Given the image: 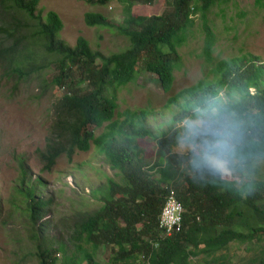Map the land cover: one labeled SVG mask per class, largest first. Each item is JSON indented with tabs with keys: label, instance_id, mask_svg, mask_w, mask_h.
<instances>
[{
	"label": "trees",
	"instance_id": "obj_1",
	"mask_svg": "<svg viewBox=\"0 0 264 264\" xmlns=\"http://www.w3.org/2000/svg\"><path fill=\"white\" fill-rule=\"evenodd\" d=\"M78 1L121 5L123 20L119 24L96 12L86 13L84 20L89 27L115 30L127 38L128 48L104 55L94 51L82 36L71 47L60 37L63 25L58 14L50 11L43 18L38 11L40 0H0V71L16 81H28L54 67L56 76L52 81L44 80L42 87L65 90L55 104L57 119L41 151L45 168L50 170L62 155L70 158L76 151L87 152L93 146L123 179L121 184L110 180L101 196L103 207L76 223V238L90 245L91 252L78 247L81 256L63 257L58 262V251L64 252V245H46L40 234L51 200L41 198V179L28 183L27 165L21 160L23 175L18 191L25 198L33 226L38 227L33 233L38 240V264H96L93 254L103 243L116 249L110 264H133L139 256L149 264H192L201 255L206 264H233L219 253L232 243L264 241V183L249 179L255 168L251 172L235 169L241 178L249 179L241 188L218 178H201L186 164L190 154L179 152L183 128H175L195 108L209 102L222 104L236 114L245 132L247 140L241 151L250 158L264 159V63L258 64L259 58L250 55L213 63L216 36L208 13L233 0H166L169 9L153 16L136 15L133 9L137 4L152 5L155 0ZM254 4L264 8V0H254ZM197 13L205 33L202 57L213 81H199L168 98L165 107L178 106L183 115L171 119L166 132L152 133L145 128L144 111L118 115L112 89L135 82L143 71L156 77L164 93L171 90L175 71L182 66L179 47L188 41ZM224 88L230 91L227 96L231 101L218 98ZM101 127L102 133L95 136L94 130ZM140 139L155 144L157 161L145 162ZM166 187L176 191L185 209L182 230L171 237L164 236L158 220L168 194ZM252 220L257 226L251 225ZM249 264H264V247Z\"/></svg>",
	"mask_w": 264,
	"mask_h": 264
},
{
	"label": "rangeland",
	"instance_id": "obj_2",
	"mask_svg": "<svg viewBox=\"0 0 264 264\" xmlns=\"http://www.w3.org/2000/svg\"><path fill=\"white\" fill-rule=\"evenodd\" d=\"M168 9L166 0H155L152 5L137 4L133 11L136 15L153 16L162 15ZM38 11L43 18L50 11L58 14L63 25L60 37L71 47L76 46L81 36L88 40L94 51L104 55L121 52L129 46L127 38L115 30L89 27L84 20L86 13L96 12L104 14L114 24L121 23L122 7L116 2L100 6L78 0H40ZM194 19L195 26L189 33L188 41L179 47L182 66L175 71L171 90L164 93L156 77L143 71L135 82L112 89L118 115L127 111L137 114L144 111L147 114L145 128L152 133L157 130L166 132L169 128L167 123L183 115L178 106L165 107L168 98L195 86L199 81H213L210 68L202 57L205 33L201 14L197 13ZM208 22L216 36L213 63L246 55L259 58L260 65L264 63V8L255 7L254 0H233L229 4L215 6L208 13ZM56 74V69L52 67L41 77L16 81L0 71V264H38L39 261L36 255L38 240L33 235L38 227L33 226L25 198L18 191L23 175L21 160L27 165L28 183L41 179V198L51 200L40 226V234L46 245L54 248L64 245V252L58 251V262L63 261V257L81 256L78 247L91 252L90 245L76 238V223L85 214L103 207L101 196L110 180L116 184H121L123 180L121 173L110 169L103 154L93 146L87 152L76 151L70 158L62 155L50 170L45 168L41 151L46 148L50 130L57 119L55 104L65 90L43 88L42 85L44 80L52 81ZM228 93L230 91L224 88L218 98L231 101ZM234 97L238 98L237 95ZM193 114L194 111H191L186 118ZM182 122L175 128H182ZM103 127L94 130L95 136L102 133ZM155 135L161 136L160 133ZM138 143L145 162L152 164L157 161V149L153 142L140 139ZM254 168L256 173L249 179L264 183V167ZM237 176L240 178L237 183L239 188L249 181ZM251 225L257 226L255 220L251 221ZM241 231L247 230L241 228ZM263 247L264 241H254L249 245L232 243L227 251L219 255H225L233 264H249ZM115 252L116 249L103 243L95 250L93 259L96 264H110ZM204 259L205 256L201 255L193 259L192 264H206ZM133 264L149 263L144 256H139Z\"/></svg>",
	"mask_w": 264,
	"mask_h": 264
},
{
	"label": "clouds",
	"instance_id": "obj_3",
	"mask_svg": "<svg viewBox=\"0 0 264 264\" xmlns=\"http://www.w3.org/2000/svg\"><path fill=\"white\" fill-rule=\"evenodd\" d=\"M182 128L178 149L190 154L186 164L201 178L210 176L224 184H237L236 168L251 172L254 167H264V159L250 158L241 151L247 140L245 132L236 114L222 104L209 102L195 108L193 117L183 120Z\"/></svg>",
	"mask_w": 264,
	"mask_h": 264
},
{
	"label": "built area",
	"instance_id": "obj_4",
	"mask_svg": "<svg viewBox=\"0 0 264 264\" xmlns=\"http://www.w3.org/2000/svg\"><path fill=\"white\" fill-rule=\"evenodd\" d=\"M168 194L165 197V203L158 217L159 228L165 237H171L182 230L184 206L178 200L174 189L165 188Z\"/></svg>",
	"mask_w": 264,
	"mask_h": 264
}]
</instances>
